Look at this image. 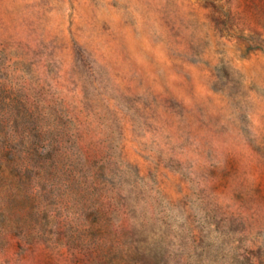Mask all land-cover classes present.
<instances>
[{
    "label": "rangeland",
    "instance_id": "374dc122",
    "mask_svg": "<svg viewBox=\"0 0 264 264\" xmlns=\"http://www.w3.org/2000/svg\"><path fill=\"white\" fill-rule=\"evenodd\" d=\"M261 93L264 0H0V264H264Z\"/></svg>",
    "mask_w": 264,
    "mask_h": 264
},
{
    "label": "trees",
    "instance_id": "16d2710c",
    "mask_svg": "<svg viewBox=\"0 0 264 264\" xmlns=\"http://www.w3.org/2000/svg\"><path fill=\"white\" fill-rule=\"evenodd\" d=\"M6 166V162L0 159V172L3 170L2 167L4 168Z\"/></svg>",
    "mask_w": 264,
    "mask_h": 264
},
{
    "label": "snow or ice",
    "instance_id": "6c2138e0",
    "mask_svg": "<svg viewBox=\"0 0 264 264\" xmlns=\"http://www.w3.org/2000/svg\"><path fill=\"white\" fill-rule=\"evenodd\" d=\"M234 91H235V89H234ZM261 95L264 96V93H261Z\"/></svg>",
    "mask_w": 264,
    "mask_h": 264
}]
</instances>
